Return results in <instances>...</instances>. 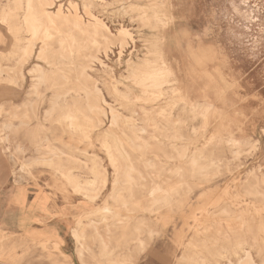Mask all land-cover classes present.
Instances as JSON below:
<instances>
[{
	"label": "rangeland",
	"instance_id": "rangeland-1",
	"mask_svg": "<svg viewBox=\"0 0 264 264\" xmlns=\"http://www.w3.org/2000/svg\"><path fill=\"white\" fill-rule=\"evenodd\" d=\"M51 1L49 12L56 13L61 6L60 11L77 14L83 24L96 18L113 35L110 44L94 47L69 21L67 27L81 48L60 68L77 84L82 57L92 54L97 59L88 74L103 99L122 119H134L139 128L151 131L141 133L120 125L133 141L141 137L151 143L144 154L130 143L125 149L142 173L143 185L160 186L169 202L149 211L141 189L133 192L129 210L111 199L121 163L111 139L104 135L105 119L93 129L65 128V132L58 122H44V131L33 135V105L42 116L53 90L41 86V98L33 95L31 71L36 64L44 70L50 68L36 60L41 40L34 42L27 61L19 66L12 62L11 57L17 55L15 38L0 20V65L6 68L0 73V138H7L0 141V264H81L76 255L79 245L71 234L79 222L86 228L85 264H109L100 255L93 227L102 236L107 229L113 231L109 237L116 235L119 230L110 222L115 213L128 217L127 233L142 222V246L129 243L121 251L124 264L222 263V257L232 255L235 242L242 239H248L246 248L254 263L264 264V200L243 193V187L252 181L250 173H255L258 189L264 194V0ZM83 3L89 5L87 11ZM121 28L130 33L123 48L115 36ZM24 38L26 43L30 36ZM190 54L204 57L202 68L193 63ZM143 59L150 67L133 70ZM158 71L160 79H166L160 80L159 89L144 87L142 79ZM204 101L213 109L194 115L193 105ZM11 115L18 119H12L10 131H2ZM24 115L27 118L21 125L19 119ZM155 120L168 132L153 131ZM39 139H47L77 163H34L44 153L43 149L36 152L34 142ZM195 156L206 167L200 171L202 176L189 166V158ZM90 160L98 163L106 177L96 184L93 199L75 191L62 175L67 170L81 172L77 167L90 166ZM146 160L154 163L148 166ZM103 207H109V212ZM223 208L227 215L220 214ZM102 217L109 219L102 223ZM227 234L230 239H224ZM109 246L110 258L120 253L113 239Z\"/></svg>",
	"mask_w": 264,
	"mask_h": 264
},
{
	"label": "bare ground",
	"instance_id": "bare-ground-1",
	"mask_svg": "<svg viewBox=\"0 0 264 264\" xmlns=\"http://www.w3.org/2000/svg\"><path fill=\"white\" fill-rule=\"evenodd\" d=\"M84 1H86L88 4H93L96 1H101V0H84ZM4 2H5L4 4L0 3V20L1 23H5L8 26L9 30L12 32L15 38L14 53H17V55L11 57L12 62H14L17 66H19L22 64V62L27 61L32 55L34 42L37 40H41V45L36 54V60L42 61L45 64V66L50 68L49 70H44V68L41 65L36 64L33 66V69L31 71V77L33 79V83H32L33 95H35L38 98H41L39 92V88L41 86H47L49 89L53 90L52 99L49 101V107L43 113L42 116L38 115L37 108L35 105H33V121L35 122V126L33 128V135H39V133L44 131V125H43L44 122L47 123L51 121L58 122L60 124V130L65 132L66 131L65 128L75 131L81 128L93 129L103 124L102 119L107 120V127L106 130L104 131V135L105 137L111 139L112 144L114 145L115 153L117 154L116 159L121 163V168L117 170L115 175L116 179L114 180L113 183L114 186L112 188L111 199L119 205V206L117 205L118 207L125 210H129L128 209L129 200L133 192L138 189H141L145 192L148 198L149 204L147 206V209L149 211H151L155 207L168 203L169 202L168 194H166L167 192H165V190H162L160 186L152 184V186L145 187L143 185L142 182L143 175L142 173L136 170L133 160L131 159V156L128 154L127 150L125 149V144L130 143L137 152L144 154L148 152L151 143L142 139L141 137H137L139 141L138 140L133 141L125 133H123L120 125L125 124L128 128L134 129L135 131H140L141 133L146 132L149 134L151 131L146 130L147 127L139 128L136 123V120L134 119L131 118L128 120L127 118L126 120L122 119L119 112L115 108L110 106L103 99L100 90L97 88L94 82H92L93 79L88 74V71L91 70L93 62L97 59L92 54L84 55L82 57L81 63L77 65V73H78L76 80L78 82L77 84L76 83L72 84V82H70V80L64 75L63 70L60 68L62 65L65 64V60L69 59L70 56H72V54L75 52L74 50L79 51V49L81 48L80 47L81 45L80 44L78 45L77 43L76 37L67 27L69 21H72L75 30H77L81 34L86 35L88 39L86 40L87 44L94 47H96L100 43L104 45H108L111 43L112 41L111 37H113V35L107 30L106 26L96 18H93L94 20L88 24H83L77 14L66 15L62 11H60L61 9L60 5H58L60 7H58L59 9L56 11V13L49 12L48 7L51 8L53 5L51 0H4ZM86 4H84L83 6L84 11H87L89 9V5ZM106 6L108 7V5ZM141 19L143 20L144 17L142 16ZM24 35L30 36V39L26 43H23L26 40L24 38ZM129 35H130L129 30L125 28H121L117 31V35L115 36L117 38L120 48H123V46L126 45L125 38L128 37ZM51 36H54L52 43H50L49 40ZM0 40H1V35H0ZM187 50L190 51L189 49ZM190 56L193 58V63L197 65L199 68H202V65L205 60L204 57L198 55L194 56L191 54ZM15 64L14 66H16ZM149 64L150 62L148 60L143 59L140 65L137 68L134 67L133 70L135 69L139 70V68L143 69L149 66ZM13 67L10 69L11 70L14 69ZM3 69L2 66L0 65V73L2 72ZM5 74H7V71L5 72ZM159 75H160L159 71L156 72L154 75H148L147 79L146 78L142 79L144 80L142 85L147 89L148 88L159 89L160 80H161ZM161 77H165V74L164 76ZM163 79L164 81L166 80L165 78ZM144 92H146V90ZM211 109H213L212 105L207 101H204L202 103H195L191 109V112L194 115H203L206 112L210 111ZM26 118L27 117L25 115L22 118H20L19 124L21 125L25 124ZM12 119H18V118L16 115H11V119H9V121L6 124H4V126L2 127V131H10L12 129L13 127ZM152 128L153 131L161 130L164 133L168 132V128L162 125L160 121L157 120H155L154 123L152 124ZM117 131L120 132V134H116ZM0 141L6 142L7 138H2V139L0 138ZM34 145L37 148L36 152L41 151V149L44 150L43 155L39 159L34 160L33 161L34 163H38V162L47 163L57 166H60L63 162L73 163V164L77 163V159L75 157L69 156L65 154L64 151L55 148L47 139L44 140L39 139L38 141L34 142ZM234 153L235 155H237L238 151ZM180 157H183V153L179 156V158ZM200 159L201 157L198 156L191 157L189 158L188 163L191 170L197 171L196 174L202 176V173H200V171L204 170V168L206 167L199 164ZM78 162L80 161L78 160ZM90 163H91L90 166L79 165L77 167V170L81 172L77 174L71 172L70 170H67V172L66 173L63 172L62 175L66 178L68 183L72 186V188L75 191L81 193L82 195H85L86 193L87 197L90 196L89 198L93 199L97 196L96 184L99 182L103 183L106 177H105V173L100 170L98 163L95 160H90ZM153 163L150 160H146V164H148V166H151ZM212 166H214V164H212ZM83 175H89L90 178L83 179L84 178ZM250 177L252 181H249L245 185V187H243L244 195L252 198H256L259 196L264 200V194L258 189L257 175L255 173H250ZM105 208L109 209V207H105ZM105 208L103 207V210ZM113 210L115 211L116 209ZM110 212H112V210ZM220 214L227 215L228 210L226 208H223L221 209ZM108 219L109 218L107 217H102L99 221L102 223H106ZM110 220H113V222L110 221L111 226H113L115 230H119V233L117 232V234L114 236L109 237L110 233H113V231H111L110 229H107L106 235L102 236L98 234L97 229L93 227L95 239H97L100 245V255L108 258L107 263L109 264H124L125 262L123 263V260H121L122 258L121 251L123 249H127L128 244L132 242L139 247L142 246V241L139 239V232L141 230L140 227L142 226V222L141 221L137 222L136 225L133 226L132 228V233H127L125 232V230H127L128 228V224H127L128 217L122 218V216L115 213L112 214ZM106 226L108 225L106 224ZM85 229L86 228L79 222L77 224V227L75 229L73 228L71 233L75 241L79 245L76 250L77 252L76 255L81 264H85L82 257L83 252L86 251V247L84 245ZM111 239H113V241L116 242L117 244L116 248L120 250L119 251L120 253L112 258H110L112 252L109 246ZM224 239H230V235L228 234L225 235ZM246 246H250L248 239L237 240L234 244L235 251H232V255L223 256L222 259L224 260V262L222 263L216 262V264H255Z\"/></svg>",
	"mask_w": 264,
	"mask_h": 264
},
{
	"label": "crops",
	"instance_id": "crops-1",
	"mask_svg": "<svg viewBox=\"0 0 264 264\" xmlns=\"http://www.w3.org/2000/svg\"><path fill=\"white\" fill-rule=\"evenodd\" d=\"M235 71H233V73H234Z\"/></svg>",
	"mask_w": 264,
	"mask_h": 264
}]
</instances>
